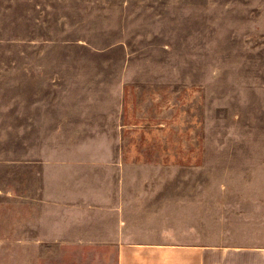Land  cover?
Instances as JSON below:
<instances>
[{
  "label": "rangeland",
  "instance_id": "obj_1",
  "mask_svg": "<svg viewBox=\"0 0 264 264\" xmlns=\"http://www.w3.org/2000/svg\"><path fill=\"white\" fill-rule=\"evenodd\" d=\"M120 235L264 244V0H0V264Z\"/></svg>",
  "mask_w": 264,
  "mask_h": 264
},
{
  "label": "crops",
  "instance_id": "obj_2",
  "mask_svg": "<svg viewBox=\"0 0 264 264\" xmlns=\"http://www.w3.org/2000/svg\"><path fill=\"white\" fill-rule=\"evenodd\" d=\"M114 264H264V244H200L118 237Z\"/></svg>",
  "mask_w": 264,
  "mask_h": 264
}]
</instances>
